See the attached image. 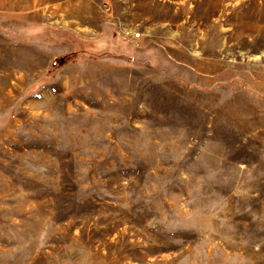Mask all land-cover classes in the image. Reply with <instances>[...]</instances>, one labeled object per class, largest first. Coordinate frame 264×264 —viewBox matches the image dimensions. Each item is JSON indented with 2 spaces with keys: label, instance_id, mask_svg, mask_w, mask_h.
<instances>
[{
  "label": "rangeland",
  "instance_id": "374dc122",
  "mask_svg": "<svg viewBox=\"0 0 264 264\" xmlns=\"http://www.w3.org/2000/svg\"><path fill=\"white\" fill-rule=\"evenodd\" d=\"M0 264H264V0H0Z\"/></svg>",
  "mask_w": 264,
  "mask_h": 264
},
{
  "label": "built area",
  "instance_id": "2783aa9c",
  "mask_svg": "<svg viewBox=\"0 0 264 264\" xmlns=\"http://www.w3.org/2000/svg\"><path fill=\"white\" fill-rule=\"evenodd\" d=\"M136 37H140V35H136Z\"/></svg>",
  "mask_w": 264,
  "mask_h": 264
}]
</instances>
